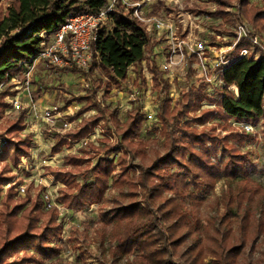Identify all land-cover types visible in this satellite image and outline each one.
<instances>
[{
    "label": "trees",
    "instance_id": "trees-1",
    "mask_svg": "<svg viewBox=\"0 0 264 264\" xmlns=\"http://www.w3.org/2000/svg\"><path fill=\"white\" fill-rule=\"evenodd\" d=\"M237 1L238 16L244 22L247 17H243L242 8H246L248 0ZM107 5V0H15L0 19V87L21 72L26 63H33L43 48V42L49 40L70 14L97 13ZM134 11L135 7L127 6L123 0H115L110 25H104L98 31L93 60L88 70L82 71L76 67L65 69L85 73L89 78L97 69L108 71L112 81L104 87L107 94L111 90V82L120 85L133 65L139 66V78L146 82L147 77L142 71L146 67L152 74L151 87L161 99L158 115L165 129L163 134L167 137V150L151 161L142 155L137 166H134L139 169V175L131 166L124 167L123 177L114 181L122 188L116 199L117 204H122L113 207L111 214L102 215L103 220L97 228L100 242L117 241L114 248L117 252L114 251L112 264H120L123 258L135 252L132 264H241L248 245V228L246 233L242 227L239 236L234 235L232 228H225L224 224L229 218L238 215H229L227 212L221 215L219 224L216 223V215H207L204 223L201 213L204 198L198 191L203 187H213L221 172L233 177L248 174L250 157L240 152L238 144H243L250 133L230 132L221 135L215 132L218 125L199 129L194 124H205L221 118L254 125L264 117V52L259 58L253 53L241 56V51L249 48L251 42L249 38L240 39L230 53L231 62L221 73L223 86L217 97L209 95L207 88L210 83L202 79L198 85H191L181 93L175 101L171 96L172 83L154 56L158 39L147 30L146 24ZM206 13L214 18L225 16V22L236 21L224 9ZM257 16L264 17V10ZM216 30L223 32L220 28ZM213 38L216 40V35ZM98 87L100 81L92 90L93 95L86 96L87 104L73 118L91 109L96 112L82 116L76 129L59 138L53 149L55 152L69 140L79 141L90 136L99 121L107 119L104 115L107 108L97 97ZM7 94L9 91L5 92ZM204 101L210 105L205 106ZM129 114L121 127L124 142L130 141L141 129L145 112L137 106ZM21 122L19 125L14 123L12 131H17L16 126L23 128ZM113 122L114 125L119 123L118 120ZM230 139L238 144L230 143ZM30 140V135H27L18 141L9 139L3 144L0 141V158L11 155L17 162L29 152ZM87 144L96 148L92 141ZM133 152V156L140 154L139 150ZM218 153H221L222 158L217 159ZM226 155L227 159L223 161ZM70 158L73 162L83 160L76 154ZM111 168L110 158L102 157L91 172L84 175L83 183L76 184V191L69 187L71 179H65L69 189L64 190L60 201L70 208L86 207L100 201L110 182ZM90 173L95 175L92 180L89 179ZM11 178L12 175L0 176V183ZM245 186L248 187V184L245 183L241 188ZM137 187H140V191ZM141 192L143 203L138 199ZM228 198L237 200L240 207L245 199L251 200L250 195L246 197L245 193L240 197L229 194ZM25 202L15 204L10 210L8 201L4 202L6 208L2 215L6 228H0V264H16L6 258L19 249L26 251L34 248L44 258H52L59 253V248L51 245L53 240L60 238L63 229L57 222L58 208L51 206L47 212H42L45 200L39 196L18 217L17 210L23 208ZM230 239H234V243H229Z\"/></svg>",
    "mask_w": 264,
    "mask_h": 264
},
{
    "label": "rangeland",
    "instance_id": "rangeland-1",
    "mask_svg": "<svg viewBox=\"0 0 264 264\" xmlns=\"http://www.w3.org/2000/svg\"><path fill=\"white\" fill-rule=\"evenodd\" d=\"M14 1L0 0V19ZM237 4V0H158L145 5L146 11L153 9L154 13L166 17L167 21H176V24L180 26L176 33L178 39L187 36L189 32L186 28H190L191 32L195 33L194 35L190 33L192 41L189 48L183 47L185 56L178 52L169 62L171 96L175 101L181 93L187 91L191 85H198L202 79V65L191 53L199 41L204 40L207 43L208 59L206 61L211 68L220 61L221 56L229 57L231 51L227 49V43L235 41L238 23H245L249 31V37L246 38H249L252 46L249 47L250 53L258 57L264 52V17L257 16L264 10V0H248L246 8H242L243 17L248 18L245 17L244 22L239 19ZM219 8L229 11L236 21L225 22V16H220L206 19L200 27H196V23L192 24L194 19L192 14L204 16L207 14L206 11H215ZM178 19H181L183 25ZM220 23L224 24L220 26ZM217 28L223 32L219 34ZM152 35L158 39L154 56L160 64L166 65L165 58L170 54V39L166 34H159L157 31ZM213 35H216L219 42L217 40L215 42ZM1 39L0 35V44ZM51 39L52 35L49 40ZM221 49L224 51L220 52ZM32 66L33 63H26L21 72L0 87L1 143L9 139L18 141L27 135L31 137L28 143L29 152L23 154L17 162L11 155L0 158V173L7 168L0 176H13L11 180L0 183V228H6V225H3L2 215V211L6 208L4 204L6 200L9 203L8 210L13 209L15 204L26 201L23 208L17 210V216L21 217L24 210L41 196L45 200L41 211L47 212L49 207L56 206L58 208L57 222L63 229L60 238L57 237L51 242L52 246L59 248L56 256L44 258L34 248H29L26 251L16 250L7 256L6 260L17 262L16 264H112L115 259L114 254L117 252L114 249L117 241L106 240L104 244H101L97 228L103 220V214H111L113 207L122 204H117L116 201L122 188L114 181L123 177L125 174L123 169L127 165L131 166L133 171L136 170V175H139V169L134 166H137L136 163L141 160L142 155H145L146 160L151 161L167 150V137L163 134L165 129L158 115L161 99L151 87L152 74L144 67L142 71L147 80L143 82V78H139V66L133 65L128 70L127 78L120 85L111 82L109 87L111 90L105 94L106 83L112 81L108 71L97 69L89 78L82 72L58 71L56 67L45 64L43 60H37L33 67L30 85L26 86L27 72ZM208 74L212 82L207 91L209 95L217 97L223 84L217 78L215 71ZM99 81L97 97L107 108L104 112L107 119H101L90 136L79 141L69 140L55 152L53 149L59 138L65 137L67 132L76 129L82 116L96 112L95 109H91L80 117L73 118L80 108L87 104L86 96L93 95L92 90L96 88ZM26 87L30 88V93ZM6 91H9V94L5 95ZM16 97H20L24 103L20 109L13 106L12 99ZM33 104H36L39 110L31 111L30 105ZM204 104L210 105L208 101H204ZM50 106H57L59 112L54 113L55 110H53L55 114L53 117L44 118L43 110ZM137 106L142 107L145 112L141 129L130 138V141L124 142L121 127L129 118V111ZM20 120L24 127L16 126L17 131H12L14 123L19 125ZM113 120H118L119 123L114 125ZM194 125L199 129L203 127V129H210L218 125L215 132L221 135L230 132L250 133L243 144L230 139V143L238 144L240 152L250 157V162L247 164L248 174L233 177L221 172L216 177L213 187H203L198 192L204 198L201 206L204 223L207 215H216L218 218L216 223L219 224L221 215L227 212L229 215H238L229 218L224 224L225 228H232L234 235L239 236L240 228L243 227L245 233L248 228V245L241 258V264H264V117L253 125V130L245 128L241 122L234 119L216 118L205 124ZM88 141H92L96 148L90 147L87 144ZM137 150L140 154L133 156V151ZM108 151L112 152L108 153ZM74 154L83 157L80 158L83 160L73 162L70 156ZM102 157H108L112 161L110 182L104 197L98 202L80 208H70L65 202H61L59 197L63 195L65 189H69L67 188L69 183L65 179H71L69 187L76 191V184L83 183L84 175L91 172ZM220 158L222 155L218 153L217 159ZM226 159L227 155L224 156L223 161ZM89 176L91 180L95 177L92 173ZM245 183L248 187L241 188ZM137 189L140 191V187ZM244 193L246 197L249 194L251 200L245 199L242 207L237 200L228 198L229 194L240 197ZM46 194L49 195L52 205H49ZM138 199L141 203L144 202L142 192ZM217 226L219 227L215 225ZM255 236L257 237L253 242ZM230 242L234 243V239H230ZM135 256L136 252L123 258L120 264H132ZM26 258L30 260H25Z\"/></svg>",
    "mask_w": 264,
    "mask_h": 264
},
{
    "label": "built area",
    "instance_id": "built-area-1",
    "mask_svg": "<svg viewBox=\"0 0 264 264\" xmlns=\"http://www.w3.org/2000/svg\"><path fill=\"white\" fill-rule=\"evenodd\" d=\"M108 5L101 8L97 13L93 12H78L72 13L68 16L65 23H63L59 29L52 35V39L47 43L43 42V48L39 52L37 58L33 61V66L28 70L25 84L26 86L30 85L31 75L33 71V67L36 64L37 60H43L45 64L52 65L58 69V71H62L65 69L78 68L82 71H87L89 65L93 60V52H94V44L98 38V31L104 25H109L111 23V13L114 10L115 0H107ZM127 6L135 7L134 13L136 16L146 24V28L149 32H158L159 34H166L167 38L170 39V54L165 58L166 65L160 64L157 60L158 66L165 72V76L170 80V63L173 59V56L178 52H181L184 56L185 53L183 51V47L189 48L190 41L192 38L190 33L193 35L194 32H191L190 28H186V31L189 33L185 38L178 39L176 35L177 29L180 28L179 25L176 24V21L170 22L167 21L166 17H162V15H158L157 13L151 10L146 11V4H152L153 2H158V0H123ZM192 14V13H191ZM194 19H192V24L196 23V27H200L203 25V22L206 19H210L212 16L210 14L206 15H195L192 14ZM181 23V19H178ZM183 25V23H181ZM238 26V27H237ZM235 33V41H232L228 44V50L233 51L236 43L242 39L249 37V31L245 23H238ZM183 28V27H182ZM220 34V33H219ZM43 35V33H42ZM176 35V37H175ZM217 35V34H216ZM220 37V35H218ZM238 37V38H237ZM219 40L218 38L216 39ZM215 40V42H217ZM175 41L177 43H175ZM219 42V41H218ZM175 44V45H174ZM195 44V43H194ZM194 46V45H193ZM252 47V46H251ZM250 49L245 48L241 51V56L250 55ZM224 49H221L220 52H223ZM192 54L195 55L196 59L202 65V73L201 78L206 80L211 84V77L208 73L212 71L216 72L217 78L223 84V80L221 79V73L225 69L227 65L231 62L232 58L228 55L221 56L220 61L217 62L216 65L209 67L208 62V46L204 40L196 43V48L194 49ZM250 53V54H249ZM183 56V58H184ZM256 57V55L254 54ZM261 56V55H260ZM260 56L256 57L259 58ZM156 58V57H155ZM225 63V64H224ZM201 79V80H202ZM28 89V93H30V88ZM13 106L20 109L24 104L20 97H16L12 99ZM25 106V105H24ZM32 110L37 109L36 104L30 105ZM33 108V109H32ZM59 112L57 106L46 107L44 111V118H51L55 114L53 113ZM243 126L249 130H253V125L250 123L241 122ZM46 199L49 202V205H52L51 199L49 195L46 194Z\"/></svg>",
    "mask_w": 264,
    "mask_h": 264
}]
</instances>
